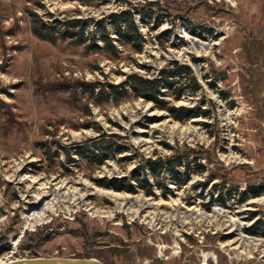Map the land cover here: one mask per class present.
<instances>
[{
	"label": "rangeland",
	"instance_id": "374dc122",
	"mask_svg": "<svg viewBox=\"0 0 264 264\" xmlns=\"http://www.w3.org/2000/svg\"><path fill=\"white\" fill-rule=\"evenodd\" d=\"M126 2L137 8L139 52L117 40L115 55L85 51L68 39L50 42L31 31L34 10L45 20L90 18L93 33L104 18L113 37L110 14ZM200 43L211 46L207 54L196 49ZM171 60L188 64L200 87L190 93L186 77L163 89V98L208 110V117L174 119L126 82L132 73L152 78ZM77 81L91 84L86 88L93 95L78 85L72 96ZM124 82L127 96L96 99L97 91ZM178 88L183 90L175 99ZM95 125L119 136L111 138L125 150L105 155L102 165L75 152L99 134ZM176 150L192 154L205 171H191L185 186H175L166 170L160 180L170 192L155 187L147 196L95 182L131 180L139 161ZM250 187L259 195L248 194ZM219 190L230 192L225 206L214 201ZM241 191L246 199L236 203ZM41 192L46 197L37 202ZM47 204L52 212L38 220ZM258 220L264 222V0H0L1 261L264 264V226Z\"/></svg>",
	"mask_w": 264,
	"mask_h": 264
},
{
	"label": "trees",
	"instance_id": "16d2710c",
	"mask_svg": "<svg viewBox=\"0 0 264 264\" xmlns=\"http://www.w3.org/2000/svg\"><path fill=\"white\" fill-rule=\"evenodd\" d=\"M30 2L31 0H24ZM66 1V0H62ZM67 1H78L83 4H93L99 3L102 4L103 0H67ZM124 9L119 10L110 14V26L115 33V36L110 35L109 29L105 27L104 18H101L96 24V32L93 33L92 30H89V19L88 18H76L69 17L65 18L63 21L52 19L45 20V17L38 14L36 11H30V20H31V31L40 39L48 40L50 42H55L56 40H65L68 39L72 44L83 45L85 51H99L105 50L108 53L115 55L118 51L114 41H119L121 43H126L130 45L134 51L139 52L142 49V34L138 29V25L135 24L133 20L135 6H131L130 2H126ZM45 15L51 17V13L46 12ZM145 15L140 14V21L142 23H147L144 20ZM51 19V18H50ZM50 21V22H48ZM191 68L188 64H180L176 60H171L160 68L156 76L152 78H146L140 76L136 73H132L126 76V82L132 87L134 93L142 95L146 100L151 101L153 105L159 109L166 110L170 116L179 121L191 119L198 115L209 116L208 110H200L196 108H190L183 105L175 106L166 101L163 97L165 92L163 89H166L168 86H172L175 83H178L179 80L188 77L187 87L190 88V93H196L200 85L197 83L194 76L191 75ZM187 80V78H186ZM126 82L119 84H110L107 92L104 88L97 91L95 97L96 99H105L109 97L114 100H120L121 98L127 96L129 90L126 86ZM68 83L63 84V89L65 90L68 87ZM191 85H188L190 84ZM72 87L71 95L75 97L77 92L78 85L84 86V91L89 92V95H93L92 87L86 88L87 85H91L84 82L77 81ZM166 85V86H165ZM79 86V87H80ZM82 90V89H81ZM182 88H178L176 94L174 95L175 99H179L181 95ZM84 126L88 124H83ZM97 129L99 134L94 137L93 140L87 141L82 145L76 146L75 152L76 155L80 158H83L88 161L90 164L102 165L104 163V156L110 155L114 157L117 153H124L125 150L121 145L115 142L112 137H119L116 134H106L105 131L99 125L94 126ZM166 148L172 150L177 149L173 148L168 144H164ZM189 151L194 152V150L189 149ZM46 153H50V150L47 149ZM66 155L70 156V153L66 151ZM124 157V156H123ZM191 160H189V158ZM192 154H185V152H178L170 154L166 157H159L158 159H148L139 161L137 166L131 170L132 178L131 180L126 179L125 177L117 178H98L95 182L102 187L113 189L116 191H125L129 193H136L138 190H141L145 195H154L155 187L160 188L164 191H171V187L166 182L160 180V174H165V171L168 170L167 180L169 183L175 186H185L189 182V173L198 172L203 173L205 167L200 162H196L197 158H193ZM70 162H75V159L69 157ZM145 162V163H142ZM142 163V164H140ZM149 175L152 177L150 180ZM204 183L202 186H205ZM249 193L252 196L259 195V189L255 187L249 188ZM247 192L241 191L238 193L236 198V203H242L246 199ZM230 197V192L222 193L221 190L215 195L214 201L220 205H226L227 199ZM254 214V213H252ZM260 224L264 226L262 220H258L256 225Z\"/></svg>",
	"mask_w": 264,
	"mask_h": 264
},
{
	"label": "water",
	"instance_id": "95a60500",
	"mask_svg": "<svg viewBox=\"0 0 264 264\" xmlns=\"http://www.w3.org/2000/svg\"><path fill=\"white\" fill-rule=\"evenodd\" d=\"M3 264H103L96 258H30L10 260Z\"/></svg>",
	"mask_w": 264,
	"mask_h": 264
},
{
	"label": "bare ground",
	"instance_id": "6f19581e",
	"mask_svg": "<svg viewBox=\"0 0 264 264\" xmlns=\"http://www.w3.org/2000/svg\"><path fill=\"white\" fill-rule=\"evenodd\" d=\"M194 44L196 43V41H192ZM196 45V44H195ZM198 46V45H197ZM210 45L209 44H201L200 43V45L198 46V48H196L197 50H198V52H202V54L203 55H205V54H207L208 52H209V49H210ZM74 193V192H73ZM110 196H112V194L113 193H108ZM66 196V195H65ZM64 196V197H65ZM75 197H76V195H74ZM73 196V197H74ZM44 197H46V194H45V192H41L40 193V195H39V197L38 198H36V201L37 202H39V200H42ZM83 197V196H82ZM49 207H47L46 208V206L44 207V208H42L41 209V211H39L37 214H36V216L35 217H37V219L38 220H40L42 217H44L46 214H48L49 212H52V207H50V205L49 204H47ZM44 211V212H43ZM36 212V211H35ZM42 212H43V214H42ZM31 225V227H32V225H34V223L32 224H30ZM243 240H246L245 238H243ZM257 242V241H256ZM255 244H260V243H255ZM8 261V260H7ZM7 261H5V260H3V261H1L0 260V264H3L4 262H7Z\"/></svg>",
	"mask_w": 264,
	"mask_h": 264
},
{
	"label": "built area",
	"instance_id": "2783aa9c",
	"mask_svg": "<svg viewBox=\"0 0 264 264\" xmlns=\"http://www.w3.org/2000/svg\"><path fill=\"white\" fill-rule=\"evenodd\" d=\"M140 20V19H139Z\"/></svg>",
	"mask_w": 264,
	"mask_h": 264
}]
</instances>
